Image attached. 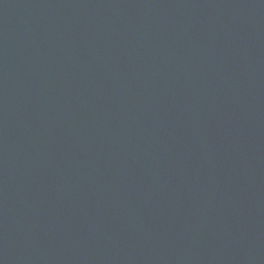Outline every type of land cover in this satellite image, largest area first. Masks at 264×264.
Returning <instances> with one entry per match:
<instances>
[{
  "label": "water",
  "instance_id": "1",
  "mask_svg": "<svg viewBox=\"0 0 264 264\" xmlns=\"http://www.w3.org/2000/svg\"><path fill=\"white\" fill-rule=\"evenodd\" d=\"M0 264H264V0H0Z\"/></svg>",
  "mask_w": 264,
  "mask_h": 264
}]
</instances>
